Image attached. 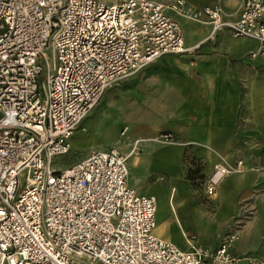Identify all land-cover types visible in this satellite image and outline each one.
<instances>
[{
	"label": "built area",
	"instance_id": "built-area-1",
	"mask_svg": "<svg viewBox=\"0 0 264 264\" xmlns=\"http://www.w3.org/2000/svg\"><path fill=\"white\" fill-rule=\"evenodd\" d=\"M168 10L253 39L248 56L264 55V0H240L235 22L219 4L187 0H0V264H264L233 254L232 235L214 249L189 240L185 251L157 237L156 199L127 185L130 154L92 150L53 167L106 90L190 51ZM232 171L216 166L206 193Z\"/></svg>",
	"mask_w": 264,
	"mask_h": 264
},
{
	"label": "crops",
	"instance_id": "crops-1",
	"mask_svg": "<svg viewBox=\"0 0 264 264\" xmlns=\"http://www.w3.org/2000/svg\"><path fill=\"white\" fill-rule=\"evenodd\" d=\"M187 4L196 10L219 4L225 21L239 18L240 0ZM166 13L180 25L190 51L163 56L106 90L98 105L113 115H135L132 127L118 126L119 138L132 129L134 136L90 151L130 154L127 185L156 199L157 237L185 251L189 240L214 249L232 235L233 254L264 261V55L248 56L259 46L253 39L227 29L213 34L208 23ZM90 114L73 133L71 149L88 132L83 126ZM163 133L174 143L153 141ZM137 139L144 142L132 152ZM219 165L234 171L208 195L207 179Z\"/></svg>",
	"mask_w": 264,
	"mask_h": 264
},
{
	"label": "rangeland",
	"instance_id": "rangeland-1",
	"mask_svg": "<svg viewBox=\"0 0 264 264\" xmlns=\"http://www.w3.org/2000/svg\"><path fill=\"white\" fill-rule=\"evenodd\" d=\"M47 53L49 52L47 51ZM102 104L103 103L99 104L85 121L83 128H87L88 132L86 134L85 132L83 133L84 139H80L77 142L75 141V143L72 144V149L67 155L55 158L53 160L54 168L59 171L64 170L86 157L91 149L110 145L115 143L116 140L123 143L132 140L134 136L133 129L126 137L119 138L118 126L126 122L132 127L137 120L135 115L133 116L129 113L121 115L120 113L118 114V112L113 115L108 110H104ZM102 112L107 113L105 114L106 116H103ZM133 143L134 142H132V149L134 147ZM120 144L121 143H119V145Z\"/></svg>",
	"mask_w": 264,
	"mask_h": 264
},
{
	"label": "bare ground",
	"instance_id": "bare-ground-1",
	"mask_svg": "<svg viewBox=\"0 0 264 264\" xmlns=\"http://www.w3.org/2000/svg\"><path fill=\"white\" fill-rule=\"evenodd\" d=\"M157 202V201H156Z\"/></svg>",
	"mask_w": 264,
	"mask_h": 264
}]
</instances>
